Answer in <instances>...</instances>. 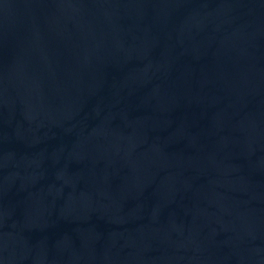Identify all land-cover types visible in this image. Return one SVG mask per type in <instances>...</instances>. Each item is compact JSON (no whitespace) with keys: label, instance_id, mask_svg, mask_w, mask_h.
Masks as SVG:
<instances>
[{"label":"water","instance_id":"95a60500","mask_svg":"<svg viewBox=\"0 0 264 264\" xmlns=\"http://www.w3.org/2000/svg\"><path fill=\"white\" fill-rule=\"evenodd\" d=\"M0 264H264V0H0Z\"/></svg>","mask_w":264,"mask_h":264}]
</instances>
